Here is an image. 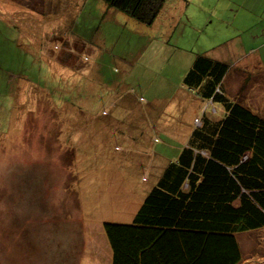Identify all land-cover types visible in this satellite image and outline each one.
Listing matches in <instances>:
<instances>
[{
	"label": "rangeland",
	"instance_id": "1",
	"mask_svg": "<svg viewBox=\"0 0 264 264\" xmlns=\"http://www.w3.org/2000/svg\"><path fill=\"white\" fill-rule=\"evenodd\" d=\"M172 10L166 0L145 25L101 0H0V264H110L102 224L135 222L186 149L197 100L183 72L219 42ZM217 109L204 104L198 123L222 119ZM253 215L238 264H264Z\"/></svg>",
	"mask_w": 264,
	"mask_h": 264
},
{
	"label": "trees",
	"instance_id": "2",
	"mask_svg": "<svg viewBox=\"0 0 264 264\" xmlns=\"http://www.w3.org/2000/svg\"><path fill=\"white\" fill-rule=\"evenodd\" d=\"M101 1L142 24L152 25L166 0ZM229 68L227 62L203 52L195 53L183 72L182 84L203 101L220 103L225 114L213 124L205 123L212 126H201L203 116L201 124L198 117L193 118L197 125L186 149L177 161L164 167L138 206L135 222H103L110 264L241 261L237 231L252 219L259 224L253 213L264 215V178L258 180V175H264V117L244 101L225 95L222 83ZM204 132L207 136L202 135ZM238 144L249 152L243 162L233 165L227 156L239 153ZM222 146L230 150L222 151ZM248 191H255L253 197L263 203L253 206L255 200L247 196ZM213 216L222 219L211 220Z\"/></svg>",
	"mask_w": 264,
	"mask_h": 264
},
{
	"label": "crops",
	"instance_id": "3",
	"mask_svg": "<svg viewBox=\"0 0 264 264\" xmlns=\"http://www.w3.org/2000/svg\"><path fill=\"white\" fill-rule=\"evenodd\" d=\"M169 4L173 13L185 18L186 25L192 17L190 24L200 26L199 30L215 32L219 42L214 47L210 45L211 51L203 52L227 63L235 60L228 63L230 68L223 78L225 95L246 98L248 101L244 102L250 106H264V0H169ZM180 22L175 20L176 25ZM193 97L197 100L193 118L199 116L204 104L206 108L217 109L214 102H205L195 93ZM185 98L192 103V96ZM217 106L223 115L224 107L220 103Z\"/></svg>",
	"mask_w": 264,
	"mask_h": 264
}]
</instances>
